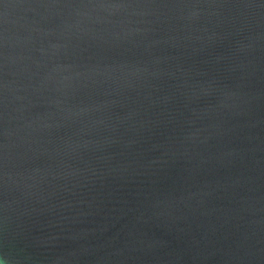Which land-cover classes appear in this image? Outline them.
I'll return each mask as SVG.
<instances>
[{
  "label": "water",
  "instance_id": "95a60500",
  "mask_svg": "<svg viewBox=\"0 0 264 264\" xmlns=\"http://www.w3.org/2000/svg\"><path fill=\"white\" fill-rule=\"evenodd\" d=\"M0 264H264V0H0Z\"/></svg>",
  "mask_w": 264,
  "mask_h": 264
}]
</instances>
